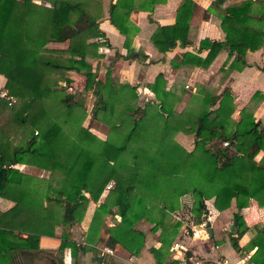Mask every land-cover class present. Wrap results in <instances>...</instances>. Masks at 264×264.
<instances>
[{
    "label": "trees",
    "instance_id": "1",
    "mask_svg": "<svg viewBox=\"0 0 264 264\" xmlns=\"http://www.w3.org/2000/svg\"><path fill=\"white\" fill-rule=\"evenodd\" d=\"M43 1L48 4L0 0V74L13 96L10 105L0 98V197L13 202L0 209V264H18L21 250L29 251L24 256L41 251L39 236H53L61 227L59 247L68 248L72 257L77 248L98 241L137 253L144 237L135 225L139 221L150 224L151 231L158 229L162 244L170 242L182 220L189 227L206 219L207 198L219 210L232 198L237 209L249 197L264 204V123L253 116L250 105L242 106L234 120L228 89L216 95L198 88L202 95L196 106L176 112L172 106L185 92L181 71L169 88H164L162 74H156L147 83L156 100L137 105L135 84L112 77L109 65L97 74L93 61L102 55L98 47L108 43L83 1ZM156 1L115 0L110 6V22L124 35V46L138 30L127 20L129 11L151 10ZM196 7L195 0H181L174 22L157 24L151 32L152 45L163 52L176 41L189 43L188 22ZM219 18L223 39L201 38L197 50L206 49L205 54L183 51L171 60L173 67H206L223 47L228 55L234 53L233 67L244 62L246 49L263 44L264 0H234ZM65 39L64 48L45 46ZM71 70L83 78L68 90ZM259 94L251 97L261 98ZM87 114L108 126L104 139L83 125ZM178 130L193 135L190 150L174 139ZM259 150L263 153L256 160ZM20 163L42 168L47 175L21 171L16 166ZM128 163L132 171L127 178L118 171ZM110 179L113 187L94 206L82 240L71 238L69 227L81 220L88 201H97ZM185 194L192 199L187 208L180 201ZM180 208L188 218H171ZM233 216L237 236L232 244L237 247L235 239L243 231L258 227L249 242L264 248V227L246 226L237 211ZM159 249L151 248L157 260Z\"/></svg>",
    "mask_w": 264,
    "mask_h": 264
},
{
    "label": "crops",
    "instance_id": "2",
    "mask_svg": "<svg viewBox=\"0 0 264 264\" xmlns=\"http://www.w3.org/2000/svg\"><path fill=\"white\" fill-rule=\"evenodd\" d=\"M33 1L40 3L39 0ZM233 1L225 0L222 4L214 6L211 4V0H195L197 7L188 22L187 39L189 43L180 45L176 41L174 46L162 52L152 45L149 36L157 24L174 22L176 9L181 0H160L153 4L151 10H130L127 20L136 25L138 30L130 36L127 47L123 44L124 35L115 28L109 19V8L115 0H100L101 10L95 21H97L98 28L103 32L108 44L99 46L98 49L102 56L93 62V66L97 74L101 75L104 68L109 65L111 66L112 77L118 81L135 84L137 91L135 103L137 105L156 100L154 93L147 86V83L154 80L156 74H162L165 80L164 88H169L181 71L183 72H180L181 74H185L183 80L185 92L179 100L174 102L172 106L174 111L181 112L185 108L189 110L194 108L197 104L196 99L202 93L211 92L218 95L223 89H228L232 95L233 103L230 117L237 120L241 107L248 104L253 108V116L259 120L260 124H263L264 39L259 48L255 50L246 49L243 55L244 62H236L233 67H230L229 64L231 61V63L235 62V60H232L234 53L228 55L226 47L221 48L206 67L195 64L191 68L184 67L180 69L173 67L171 63L172 59L176 61L178 56L186 50L196 51L198 55L203 56L206 49L197 50L201 38L223 39L224 32L220 27L219 12L225 5ZM44 4H48V2H44ZM67 44L68 40L65 39L49 41L45 46L64 48ZM68 75L71 78L70 84L72 87L77 86L83 78V75L72 70L68 71ZM2 82H5V78L0 74V83ZM179 88L178 84V90H180ZM198 88H201L202 93L197 92ZM255 91L260 92L261 98L251 97ZM216 104L217 101L213 107ZM83 125L100 139H104L107 135L108 126L100 120L92 118L89 114L83 120ZM174 139L186 150L193 147V135L191 133L178 130L174 134ZM262 153V150L257 151L254 158L259 159ZM16 166L19 170L36 176H42L41 174L47 172L39 167L33 169V165L30 164L20 163ZM108 183L111 184L110 187H106ZM106 184L97 201H88L81 220L70 226L71 232L76 230L81 238L94 206L104 200L108 190L113 187V179L108 180ZM180 201L182 205L189 206L192 199L189 194H185L181 196ZM12 204L11 200L0 197L1 210ZM205 206L207 209L206 219L197 224H190L189 227L182 220V224L169 243L161 244L158 240L159 230L157 229L158 232L155 236L153 232L157 230L151 231L148 228L149 232L147 234L143 232V245L137 253L130 252L119 243H116L113 248H107L100 241L92 245L86 244L84 251L98 249L105 256L108 255V261L112 264H162L165 262L173 264L175 256L186 254L203 259H220V261H223L221 264H264V248L249 242L259 230L258 227L243 231L235 239L237 247L232 244L234 237L237 236L233 213L237 211L246 226L260 223L264 227V204L259 205L255 198L249 197L247 204L237 209L235 199L232 198L228 207L219 210L213 206V198L210 197L205 199ZM108 219H110L109 216H106V223L109 224L111 220ZM100 231L102 233V229ZM58 234V229H56L54 236L40 235L38 244L41 251L62 250L59 247ZM261 238H264V236ZM152 247L160 248L158 260L151 251ZM20 252L23 255L29 251L21 250ZM30 252H33L34 255V251ZM88 252L90 253V250L85 251V254Z\"/></svg>",
    "mask_w": 264,
    "mask_h": 264
},
{
    "label": "rangeland",
    "instance_id": "3",
    "mask_svg": "<svg viewBox=\"0 0 264 264\" xmlns=\"http://www.w3.org/2000/svg\"><path fill=\"white\" fill-rule=\"evenodd\" d=\"M39 1L44 2L43 0H39ZM82 1L84 3L86 10H88L91 13V15H95L96 17H98V14H100V12L97 13V11L95 9V3H94L95 1L94 0H82ZM97 1H98L99 6H100V0H97ZM96 13H97V15H96ZM98 51H99V49H98ZM93 62H95V61H93ZM67 87H70V86L68 85ZM67 89L69 90V88H67ZM88 99H89L88 100L89 104L87 103V107H89L90 103H91L90 96H88ZM92 118H94V117H92ZM32 167H33V169H37V167H35V166H32ZM131 171H132V167H130V164L128 163V166L121 168L118 172L128 178ZM41 175L46 176L47 172H44ZM187 207H188V205L186 206V208ZM184 210H185V208L184 209L180 208L179 210L173 212L171 214V216L169 214V216L173 219L176 217L182 216V218L186 220V218H188V217H187V213ZM183 211H184V213H181ZM108 220H110V219H108ZM135 225L138 228H140L143 232H145L146 234H147V232H149L148 228L150 227V224H148L147 222L139 221ZM62 229H65V227H61V229L58 230V233ZM157 232H158V230L156 232H153L154 233L153 235L156 236ZM69 234H70L71 238H72V236H74L73 238L77 241L82 240V238L80 236H78V233L76 230L73 232H71V230H70ZM89 250H90V253L88 252L87 254H85V251H89ZM85 251L77 248L76 249V257H72L69 254L68 248H65V249L62 248V250L56 249L53 254L49 253L47 251H38V252H35L34 255L33 254L28 255V256L27 255H25V256L21 255L20 259L18 260L19 261L18 264H112L110 261H108V255L105 256L104 253L102 254L100 252V250H98V249H87Z\"/></svg>",
    "mask_w": 264,
    "mask_h": 264
},
{
    "label": "built area",
    "instance_id": "4",
    "mask_svg": "<svg viewBox=\"0 0 264 264\" xmlns=\"http://www.w3.org/2000/svg\"><path fill=\"white\" fill-rule=\"evenodd\" d=\"M64 85V83H62ZM70 87H67L69 89L72 88V85H69ZM0 98L4 99L8 105L11 104L13 101V96L8 92V90L5 88L4 83H0ZM224 144L226 141L223 142ZM110 183L106 184V187H110ZM175 262L173 264H221L223 261H220V259H203L198 256L193 255H177L174 257ZM162 264H171L170 262H165Z\"/></svg>",
    "mask_w": 264,
    "mask_h": 264
},
{
    "label": "flooded vegetation",
    "instance_id": "5",
    "mask_svg": "<svg viewBox=\"0 0 264 264\" xmlns=\"http://www.w3.org/2000/svg\"><path fill=\"white\" fill-rule=\"evenodd\" d=\"M42 251H44V250H42ZM54 252H55V251H52V252H51V251H49V253H52V254H53Z\"/></svg>",
    "mask_w": 264,
    "mask_h": 264
},
{
    "label": "water",
    "instance_id": "6",
    "mask_svg": "<svg viewBox=\"0 0 264 264\" xmlns=\"http://www.w3.org/2000/svg\"><path fill=\"white\" fill-rule=\"evenodd\" d=\"M209 231V230H208Z\"/></svg>",
    "mask_w": 264,
    "mask_h": 264
}]
</instances>
